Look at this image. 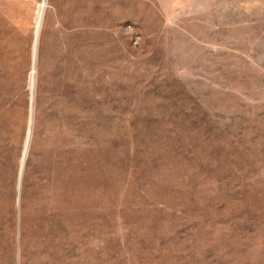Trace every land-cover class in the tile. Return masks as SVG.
<instances>
[{"label": "rangeland", "instance_id": "obj_1", "mask_svg": "<svg viewBox=\"0 0 264 264\" xmlns=\"http://www.w3.org/2000/svg\"><path fill=\"white\" fill-rule=\"evenodd\" d=\"M0 264H264V0H0Z\"/></svg>", "mask_w": 264, "mask_h": 264}]
</instances>
